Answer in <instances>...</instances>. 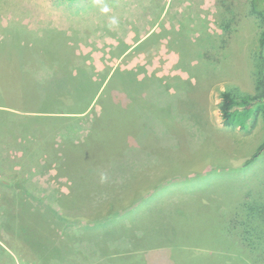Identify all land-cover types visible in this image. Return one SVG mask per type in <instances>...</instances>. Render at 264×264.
Here are the masks:
<instances>
[{
    "label": "rangeland",
    "instance_id": "1",
    "mask_svg": "<svg viewBox=\"0 0 264 264\" xmlns=\"http://www.w3.org/2000/svg\"><path fill=\"white\" fill-rule=\"evenodd\" d=\"M105 5L109 8L108 13L101 11ZM214 11L215 0H0V24L3 26L10 24L16 27L19 20L29 23L31 16L53 13L61 19L75 17L83 21L76 36L81 40L79 48L73 50L62 46L66 43L57 44L55 51L61 63L57 61L53 66L47 63L41 66L39 78L43 82L36 87L37 100L19 104L22 108L45 113L8 109L15 115L14 120L9 118V122L34 125L40 121L31 122L28 116H47L56 119L58 125H40L45 126L42 133L46 136L53 133L61 142L77 145L83 140L87 145L85 136L98 128L92 124L91 116L100 108L106 110L109 109L107 106H112L113 110L119 111L122 107L128 112L131 125H126L118 114L112 125L124 123V126L132 127L123 140L128 143L130 152L124 151L119 157L122 152L113 147V152L102 162L112 160L111 154L119 152L115 156L120 161H132L143 172L141 175L132 174V179L129 178L122 188L115 185L116 199L125 198L126 201L112 214L113 221L117 219L113 227L124 225L126 229L121 236L110 241V247L117 252H126L145 244L150 248L143 255L145 264H171L169 253L176 254V250L185 254L189 251L191 256L199 258L216 255L214 259L210 257L211 262L221 264L223 260L224 263V256L227 257L229 252L227 249L221 251L220 245L227 242L231 220L227 211L238 205L247 207L257 193L256 187L262 186L264 181V156L263 153L257 154L264 142L262 120H258L250 131H243L238 127L225 126L218 109L221 91H254L252 69L255 67H252L249 57L257 34L253 23L246 21L238 47L225 44L227 48L223 46L217 56H210L212 33L209 29L204 32V19L197 22L194 18L207 17ZM112 17L117 18L118 25L110 24ZM205 19L206 25L208 19ZM86 22L89 26H85ZM133 29L136 32L129 34ZM27 32L22 55L15 56L13 68L0 69V80L10 78L18 83L16 90L0 84V89L6 94L23 91L25 78L30 75L26 70L21 72L15 68L22 57L31 56L28 51L32 45L27 40L30 36ZM179 37L183 44L189 42L197 49H184L181 43L176 42ZM111 41L116 48L110 51ZM10 45L12 47L13 44ZM204 48H208L205 51L209 56L203 59L206 61L204 68L211 69L209 76L201 75L199 71V67H203L200 58ZM193 51L194 56L199 54L191 59L189 54ZM3 53L0 52V57ZM103 60L105 62L102 63ZM77 66L81 67L77 78H84L80 86L69 83V71ZM33 78L36 80L38 75H33ZM122 82L127 86L126 92L122 90ZM146 85L150 87L149 93L144 91ZM46 93L51 98L47 99L46 95L43 98ZM48 111L50 113H46ZM2 117L6 119L5 115ZM37 132L39 138H43L41 132ZM12 145L6 134L0 135V174L7 175V180L15 183L1 188L0 209L3 200L10 199L7 193L20 192L33 207L44 211L45 204H49L58 210L57 193L66 187V182L63 179L54 181V173L42 160V154L34 151L32 156L23 155ZM149 146H153L154 151L161 146L160 152L163 151V159L162 153L156 155L161 161L155 158L151 162L155 167L163 165V183L154 187L152 192H148L147 186L153 178L145 177L150 175L145 169L153 156ZM117 172L128 174V167ZM22 180L26 181L23 187L20 186ZM120 189L123 191L119 192ZM262 199L257 204L262 210L259 216L264 219V194ZM122 203L120 201L119 205ZM219 208L223 213L218 212ZM108 214L107 210H101L98 219L90 220L88 217L79 220L77 216L66 223L70 232L100 230L107 223ZM53 220L60 222L56 216ZM135 220L138 221V230L133 232L130 227L134 229ZM22 225L23 222H18L17 228L21 229ZM132 232L137 239L129 242L127 238ZM9 234L5 227L0 226V257L2 250L7 249L14 255L12 264H44L41 252L27 244L30 238L22 233ZM181 242L184 244L182 247ZM82 243L89 254L95 252L90 237H83ZM235 252L242 257L241 264H245L241 251ZM98 256L91 262L107 264L106 261L100 262ZM115 263L123 264L120 259Z\"/></svg>",
    "mask_w": 264,
    "mask_h": 264
},
{
    "label": "trees",
    "instance_id": "2",
    "mask_svg": "<svg viewBox=\"0 0 264 264\" xmlns=\"http://www.w3.org/2000/svg\"><path fill=\"white\" fill-rule=\"evenodd\" d=\"M207 15H209V13H207ZM197 17L194 18L193 16L192 18L197 22H199L198 19H204L205 21H207L205 18L208 19L206 25L205 21H203L202 26L205 29L204 32L209 29L212 33L210 36L213 40L209 43L210 48L208 51L210 56H217L219 54L218 50L223 49V46L227 48L225 44L238 47V42L242 37V33H244L242 29H244L246 21L253 23L257 38L254 50L253 48L250 49L251 58L249 57V59H252V67H255L254 70L252 69L255 83L254 91L246 93L234 92L231 89L221 91L218 109L223 123L227 127H238L243 131H250L258 120H262L264 124V0H215V11L213 14L207 17ZM209 23L210 28L208 27ZM176 39L177 44L181 43L184 49L189 50L187 47L192 49L195 48L194 45L189 42L183 44V40L180 37ZM12 40H15V42L11 43L13 44L12 46L19 44L16 43L18 41L15 37L12 38ZM28 41L31 43L30 40ZM253 42L254 41H252V43ZM0 44H2L1 41ZM240 45H244V43H240ZM207 49L208 48H204V51ZM25 50L26 49H24V51ZM201 50L203 51V49ZM171 51L178 52L179 50L174 51L171 49ZM15 52L14 50L12 51L13 57L16 56ZM206 52L207 51L202 53L203 57L200 55L202 57L200 59H202L203 67H199V71H201V75L204 74L205 76L206 74L209 76L211 74L208 72H210L211 69L204 68L206 61L203 58L209 56ZM212 52L214 54H212ZM28 53H31V49ZM193 53L194 51L189 54L191 59L199 54L196 53L194 56ZM222 66L224 65L222 64ZM7 67L13 68L11 63H9ZM15 68L21 72H23L24 69L27 72H32L33 69L30 64L28 66L26 64L24 67L18 65ZM29 74L30 75L25 78L23 91L21 90L20 93L15 92L6 94L0 89V113L1 116L5 115V120L8 122V125H16L9 122V118L14 120L13 117L15 116L12 115L10 111L31 113L33 110L22 108V105H19L20 102L24 103L27 100L30 102L36 101V87L40 85L39 83L43 82L41 78L38 77L35 80V78H33L34 74ZM83 80V78L78 79L73 77L70 79L69 83L71 85L76 84V86H80ZM16 81L7 78L0 80V84L5 88L12 87L16 90V86L18 85ZM122 83V90L126 92L127 86L125 82ZM155 85L156 83L154 86ZM144 91L149 93V85L144 87ZM45 95L47 99L51 98L47 93L43 95V98H45ZM107 107H109V109L105 110L104 108H100L97 113L91 116L92 124L98 125V128L95 129L94 132H88L85 136L84 140L86 141L88 139L87 145H85L83 140L77 145H70L66 141H59L54 134L50 139L43 138V141H40L37 151L39 155H43L42 160H45L44 162L47 163L50 170L53 171L54 181L63 179L66 182V187L60 189L57 193L58 210L53 209L49 204H45L44 211L37 207H33L26 199L27 197L20 192L7 193L10 199L3 200L2 209H0V218L2 221L0 224L1 228L5 227L10 234L22 233L30 238L27 244L32 246L36 252H41V262L44 264H95V261L91 262V260L97 255H99L100 262L104 263L106 261L107 264H116L115 262L118 259L122 260L123 264H145L143 255H146L147 251H149L148 249H150L145 247V244L139 246L138 249L130 248L126 252H117V250L114 251L110 247V241H114L117 236H121L120 234L126 229L124 225H115L113 227L117 219L113 221L111 216L117 212L118 206L120 207L125 204L124 202L126 201L125 198L116 199L115 185L118 184L117 187L122 188L123 185L129 182V178L132 179V174L141 175L143 171L132 161L123 162L120 161L121 159H118L124 154V151L129 153L131 150L128 148V143L123 142L125 136H127V131L132 129L131 126H124V123L126 125H131V116L127 118L129 114L126 110L121 109L122 107L119 111L113 110L112 106ZM106 111V114H102L101 117L99 116L102 112ZM117 114L123 119V125H112L116 120ZM28 119L31 122L44 121L43 119H45L54 125H58L56 119L52 118L46 119L28 116ZM153 126L159 128L158 125ZM113 147L117 151L122 152V154L120 153L119 157H116L115 155L119 152L115 155L112 153L111 156L116 160L113 161L112 158V160L103 163L102 161L104 158L110 156V153L113 152ZM149 147H151V155L153 154V156L150 155V163L146 165L145 170L152 175L163 174V165L155 167V163H151L152 159H159L156 155L158 156L163 152H160L161 146H159V149L155 148L158 152L154 151L153 146ZM260 153H263L262 155L264 156V142L258 149L257 154ZM161 155L163 159V153ZM159 161L161 160L159 159ZM251 161L252 160H249L248 163H251ZM116 166L118 167L116 168ZM126 167H128V174L117 172ZM129 172H131V174ZM149 176V174L145 175V177ZM156 180L158 179L153 178L152 182ZM256 189L257 193L255 197L251 198L247 207L244 206L241 208V206L238 205L227 211L228 216H231L227 229L228 237L227 242L221 244L220 247L222 248L221 251L227 249L229 255H227L228 258L224 256L226 260L224 263L223 260L220 261L221 264H230L229 261H232V264H241L242 257H240L235 250L241 251L244 255L245 264H264V219L259 216L262 210H259L257 204L259 201L263 200L264 181L262 186L256 187ZM122 191L123 190L120 189L119 192ZM248 197L250 196L248 195ZM120 201H123V203L119 205ZM101 210H107L109 214L107 215V223L102 225L100 230L94 229L87 231L78 229L74 232H70V229H68L66 223L68 220H73V218L75 219L77 216L79 220H84L88 217H91L90 220L93 218L98 219ZM218 212L223 213V209L219 208ZM54 216L60 219V222H55L53 220ZM221 219L222 221L224 220L223 217H221ZM18 222H23L21 229L17 228ZM137 223L138 221L135 220L134 229L130 227V231L133 230L134 232L138 230ZM133 232L129 235L132 239L127 236L129 238H127V241L130 242L137 239ZM83 237H90L92 239L95 252L89 254V252L83 249L81 245L83 244ZM176 243H178V240ZM182 246H184V244L181 242V247ZM168 248L169 247H167V249ZM2 251L0 264H12L14 259L13 253H11V251L9 252L7 249H3ZM210 257L214 259L216 255ZM210 257L199 258L196 255L191 256L189 251L185 254L180 250H176V254L172 251L169 253V261L171 260V264H214L211 262ZM7 260H9V262H7Z\"/></svg>",
    "mask_w": 264,
    "mask_h": 264
},
{
    "label": "crops",
    "instance_id": "3",
    "mask_svg": "<svg viewBox=\"0 0 264 264\" xmlns=\"http://www.w3.org/2000/svg\"><path fill=\"white\" fill-rule=\"evenodd\" d=\"M35 13V12H34ZM40 14V13H38ZM32 20L31 22H25L26 20H19L17 22V26L13 27V25H7L3 26V24H0V37H1V43L0 45V52H4L3 55L0 57V69H3V67H7L9 63L12 64L13 59H17L13 57L14 55L12 54V51H16V55H22L21 52H23V43L25 42V31H28L27 33L30 34L29 39L31 41L32 47L31 49V57H22L21 61L18 62V64L22 67L27 66L30 64L33 69L32 73L34 75H38L40 77L39 73L42 70L40 68L41 66L45 65L46 63L50 66H53L54 64H57L56 62L59 61V56L58 53L55 51L57 48V44L60 45L62 43H66L65 45H62L63 47L66 48V46L70 47L73 50H76L79 48V43L81 40L77 38L76 36L79 35L77 32L78 30L82 29L81 26L83 24L82 20H76L75 17H68V18H63L62 17H57L55 16V13L49 14V15H34L31 16ZM25 22V23H24ZM95 25V23H94ZM85 26H89V23L86 22ZM92 26V25H91ZM96 27V25H95ZM94 27V28H95ZM23 30V33L22 31ZM75 34H74V33ZM132 32H136L135 29L131 30L129 34ZM16 38V40L19 43L15 46L10 47L12 42H15V40H12V38ZM4 39V40H3ZM12 40V41H11ZM71 40V42L68 44V41ZM113 40V39H112ZM22 41V42H21ZM60 41V42H59ZM5 43V44H4ZM109 43L110 46V51L112 49H115V45L112 44L113 42ZM106 46V45H105ZM60 47V46H59ZM24 56V53H23ZM116 57V56H115ZM30 59V62H29ZM27 61V62H25ZM102 63L105 62L104 60L101 61ZM61 63L60 61L58 64ZM81 67H74L69 71V79L76 77L78 73L80 72ZM24 69V68H23ZM25 70V69H24ZM76 74V75H75ZM84 79V78H83ZM88 80H90L88 78ZM32 114H43L45 112L43 111H38L34 110L31 112ZM50 113V111L46 112ZM32 117H37V118H48L47 116H40V115H33ZM40 121L37 124H32V125H8V122L4 120V118L1 116L0 121V135L6 134L7 137L10 139L11 143L13 144L12 146L17 147L20 151L23 152V155L27 156H32V152L37 151L40 145V141H43V138L45 139H50L49 133L48 136L47 134L42 133V131H45V126L40 127V125L44 124H52L49 121ZM36 122V121H35ZM37 131H40L42 134L43 138H39V134ZM53 136V133L51 134ZM11 147V146H9ZM12 148V147H11ZM4 179H3V177ZM7 175H1L0 174V192L1 188L5 187L7 188L9 184H15L13 181L7 180ZM150 179L151 178H156L155 182H151L147 186L148 192H152L155 190L154 187L160 186L163 183V174H155L152 175L150 174ZM23 182V180L21 181ZM19 183V182H18ZM26 181L24 180L23 184L20 186H25L24 184ZM152 188V189H151ZM154 188V190H153ZM162 197V196H161ZM163 199V197L161 198Z\"/></svg>",
    "mask_w": 264,
    "mask_h": 264
},
{
    "label": "clouds",
    "instance_id": "4",
    "mask_svg": "<svg viewBox=\"0 0 264 264\" xmlns=\"http://www.w3.org/2000/svg\"><path fill=\"white\" fill-rule=\"evenodd\" d=\"M101 11L103 12V13H108L109 12V8L107 7V5H105L102 9H101ZM118 20H117V18H115V17H112L111 19H110V24L112 25V26H116V25H118Z\"/></svg>",
    "mask_w": 264,
    "mask_h": 264
}]
</instances>
